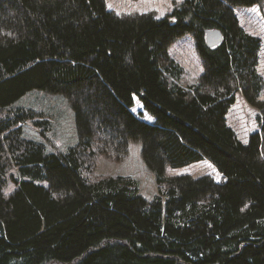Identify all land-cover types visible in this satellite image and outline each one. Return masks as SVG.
Masks as SVG:
<instances>
[{
    "label": "trees",
    "instance_id": "trees-1",
    "mask_svg": "<svg viewBox=\"0 0 264 264\" xmlns=\"http://www.w3.org/2000/svg\"><path fill=\"white\" fill-rule=\"evenodd\" d=\"M261 1L184 0L157 18L106 0H0V264H264L263 42L236 12ZM208 29L223 42L210 47ZM185 34L204 66L190 83L168 50ZM33 89L75 109L66 152L23 137L33 115L14 104ZM238 91L261 112L249 143L227 122ZM136 96L155 122L132 111ZM132 140L153 199L133 177L85 173L86 156L121 157ZM200 160L224 179L166 175Z\"/></svg>",
    "mask_w": 264,
    "mask_h": 264
},
{
    "label": "rangeland",
    "instance_id": "rangeland-1",
    "mask_svg": "<svg viewBox=\"0 0 264 264\" xmlns=\"http://www.w3.org/2000/svg\"><path fill=\"white\" fill-rule=\"evenodd\" d=\"M184 0H106L109 9L118 14L152 13L157 18L166 17L171 13L176 3ZM240 24L250 33L262 38V49L258 64V72L264 78V0L251 6H241L236 9ZM170 55L184 68L183 82H192L204 71L201 57L197 51L195 39L191 34H185L169 46ZM264 100V91L261 94ZM15 106L29 110L32 118L21 123L25 139L43 143L46 152H66L79 140L76 111L69 98L62 93H53L41 89H33L20 98ZM132 111L144 120L153 123L155 117L147 112L139 98L135 97ZM4 116V113H2ZM260 110L251 105L243 92L236 93L235 102L227 114L228 124L236 131L240 140L249 143L251 134L260 130ZM143 143L132 140L121 157L105 154L86 156L92 161L88 168L85 161V173L89 178L105 175H124L133 177L138 182L139 192L148 199L159 195L158 184L154 172L148 167L142 156ZM190 174L194 177L210 175L217 181H222L223 175L208 160H200L182 167H167V176ZM11 175L17 177V168L8 172V191L15 187Z\"/></svg>",
    "mask_w": 264,
    "mask_h": 264
},
{
    "label": "water",
    "instance_id": "water-1",
    "mask_svg": "<svg viewBox=\"0 0 264 264\" xmlns=\"http://www.w3.org/2000/svg\"><path fill=\"white\" fill-rule=\"evenodd\" d=\"M224 40V34L219 29H208L206 31V41L210 47L221 44Z\"/></svg>",
    "mask_w": 264,
    "mask_h": 264
}]
</instances>
